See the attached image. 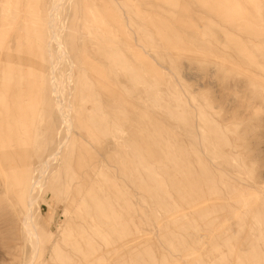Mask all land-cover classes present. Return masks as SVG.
I'll use <instances>...</instances> for the list:
<instances>
[{
  "label": "rangeland",
  "instance_id": "obj_1",
  "mask_svg": "<svg viewBox=\"0 0 264 264\" xmlns=\"http://www.w3.org/2000/svg\"><path fill=\"white\" fill-rule=\"evenodd\" d=\"M52 3L0 0V264H264V0H61L66 57ZM52 148L34 251L14 189Z\"/></svg>",
  "mask_w": 264,
  "mask_h": 264
},
{
  "label": "bare ground",
  "instance_id": "obj_2",
  "mask_svg": "<svg viewBox=\"0 0 264 264\" xmlns=\"http://www.w3.org/2000/svg\"><path fill=\"white\" fill-rule=\"evenodd\" d=\"M60 1L61 0H52V5L48 8V11H47V13H46V17H47V20H46V22H47V26H48V28H49V30H50V40L52 41V44H53V42L55 43V46H58V47H60V49H59V51H62L63 50V46H61V43H60V39L59 38H61V37H59L60 36V32L58 33L57 32V30H56V28L58 27V26H56V21H55V17H56V14H57V11H58V9H59V5H60ZM36 3V2H35ZM50 3V2H49ZM219 10V9H218ZM33 11V10H32ZM41 18V17H40ZM29 20V19H28ZM36 20V19H35ZM35 22V21H34ZM37 22V21H36ZM43 24V23H42ZM27 27V26H26ZM2 29V28H1ZM4 29H6V28H4ZM9 28H7V30H8ZM61 30V29H60ZM2 32V31H1ZM1 32H0V34H1ZM4 32H7V31H3V33ZM9 32V31H8ZM16 32V31H15ZM6 35H8V34H6ZM15 35H17L16 33H15ZM20 34L18 33V36H19ZM23 35V34H22ZM23 37H24V35H23ZM17 38H19V37H17ZM1 40V39H0ZM30 40V39H29ZM33 40V39H32ZM33 43V42H32ZM50 43V42H49ZM49 43H48V46H49ZM31 44V40H30V43H29V45ZM26 46H27V48H28V44H26ZM31 46V45H30ZM34 46V45H33ZM32 46V47H33ZM47 48V47H46ZM29 49V48H28ZM27 49V50H28ZM34 50V49H33ZM32 49H31V52L33 51ZM55 50H57V49H55ZM35 51V50H34ZM55 52V51H54ZM23 53H24V51H23ZM29 51H28V54L27 55H29ZM62 53L63 54H65V56L64 57H66L67 55H66V53H64V51H62ZM62 53H60V54H62ZM35 54V53H34ZM34 54H31V56H34ZM58 54V55H57ZM56 55H57V58H58V60L62 57L60 54H59V52L57 53ZM7 55H8V53H7ZM6 55V56H7ZM25 55H26V53H25ZM136 55V54H135ZM140 55V54H139ZM139 55H137V56H139ZM50 56V55H49ZM8 57H11V55H9ZM8 57H5V59H7ZM63 57V58H64ZM30 58V57H29ZM34 58V57H33ZM12 59V58H11ZM27 59V58H26ZM62 59V58H61ZM65 59V58H64ZM9 60H10V58H9ZM29 60H31V59H29ZM34 60V59H33ZM32 60V61H33ZM7 61H8V59H7ZM7 61H5V62H7ZM11 61V60H10ZM13 61V60H12ZM27 61V60H26ZM38 61V60H37ZM49 61H50V59H49ZM53 61V60H52ZM59 61H61V60H59ZM69 61V60H68ZM16 62V61H15ZM47 62H48V60H47ZM70 62V61H69ZM11 63V62H10ZM18 64L20 63V62H17ZM25 63V62H24ZM37 63H39V62H37ZM49 63V62H48ZM57 63H58V61H57ZM62 63H64L63 61H61V64L60 65H62ZM16 64V63H15ZM46 64V63H45ZM59 64V63H58ZM58 64H54V62H51V68H50V70H49V79H48V83H49V86H50V91H51V93H52V95H54V101H55V103H56V108H55V110H56V117H57V126H56V132L54 133V135H56V142H57V144H58V148H60L61 146L60 145H62V142H63V140L64 139H66L67 138V131H70V129L73 127V125H74V123H73V119L71 118V115L69 114V110H70V105L69 104H64V101H63V96H61V91H59V89H57V85H58V80L56 79V76H55V72L57 71V70H59L58 69ZM13 65V67H14V64H12ZM49 65V64H48ZM58 65V66H57ZM70 65V67H71V64H69ZM19 66V65H18ZM9 67H10V64H9ZM25 67V66H24ZM60 67V66H59ZM69 69H71L69 66H67ZM61 68V67H60ZM67 68V69H68ZM31 69V68H30ZM35 69V68H34ZM37 69V68H36ZM23 70V69H22ZM26 70L28 71V68L26 67ZM11 71V70H10ZM70 71V70H69ZM98 71V70H97ZM58 72V71H57ZM12 73H13V70H12ZM26 74V73H25ZM59 74V73H58ZM64 74V73H63ZM66 74V73H65ZM28 75H30V74H28ZM27 74H26V76H28ZM69 73H68V75H67V78H69ZM59 77H60V75H59ZM62 77V76H61ZM66 77V76H65ZM28 79H29V76L27 77ZM94 78V77H93ZM32 80H34V79H32ZM67 80V79H66ZM85 80L87 81V79L85 78ZM97 80V79H96ZM27 81V80H26ZM29 81V80H28ZM61 81H62V78H61ZM62 83V82H61ZM29 84H30V82H29ZM64 84V83H63ZM68 84V83H67ZM80 84H81V82H80ZM102 84V83H101ZM79 85V84H78ZM62 86V85H61ZM68 86V85H67ZM70 86V85H69ZM32 87V86H31ZM65 87V86H64ZM108 87V86H107ZM105 88V87H104ZM79 92V91H78ZM107 93V92H106ZM64 94H65V92H64ZM63 94V95H64ZM68 94H69V92H68ZM82 94V93H81ZM83 94H84V92H83ZM10 95V94H9ZM68 96H70V94L68 95ZM111 96V95H110ZM20 97H22L21 96V94L17 91L16 92V94L14 95V98L15 99H17V100H19L20 99ZM63 97V98H62ZM112 97V96H111ZM68 100V99H67ZM27 107H29V106H27ZM37 107H38V105L37 106H35L34 108H32V110L30 111V113H29V116H30V118H33L34 120L36 119V109H37ZM53 107H54V105H53ZM1 108V107H0ZM17 109V108H16ZM54 109V108H53ZM2 110V109H1ZM14 110H15V108H14ZM20 110H21V107H20ZM22 110H23V108H22ZM22 110L21 111H19V112H22ZM12 112V111H11ZM18 112V111H17ZM51 112V111H50ZM16 113V112H15ZM23 113V112H22ZM21 117V116H20ZM33 120V121H34ZM78 128H82V130L84 131V132H86V133H88V131H89V129H91V127H90V125L88 124V121L86 120H81V121H79L78 122ZM69 135V134H68ZM28 146H30V144L29 145H26V146H24L25 148L23 149V154L21 155V156H24V153H25V151H26V149H27V147ZM18 147V146H17ZM57 149H54V148H52V149H50V151H48V155L46 156V158H44V159H42V160H40V161H38L36 164H35V166L33 167V168H28V170L26 171V172H24V175H23V177H22V179H24V182L22 183L21 181H19V184H18V186H16V189H14V191H15V193L17 194V196H18V201H19V205L21 206V209H24L25 211H24V213H25V215H23L22 216V218H21V221H22V225H24V230L25 231H27V233H28V241L31 243V245H32V247H33V250L35 251V249L37 248V244H38V239H37V233L35 232L36 230H35V224H33V218H32V214L30 213L31 212V206L36 202V200H37V197H38V195L37 194H35L36 192H35V189H36V186L39 184L40 185V187L41 186H43V183H44V180L47 178V176L49 175V168H50V166H51V164H53L54 162H55V160H54V158H55V156H56V154L58 153L57 151H56ZM7 152H5L4 154L6 155V156H8L7 154H6ZM6 160H7V158H6ZM15 159H13V158H11V160H9L8 162V164H9V167L10 168H12V164H15ZM75 164V163H74ZM4 165V163L2 164V166ZM76 165V164H75ZM5 166V165H4ZM8 166V165H7ZM78 166V165H77ZM81 168V167H80ZM73 170V169H72ZM12 174H13V176H14V174H15V170L14 171H12ZM81 180V179H80ZM83 181V180H82ZM26 186L25 187V189L24 190H22V187L21 186ZM71 185L69 184V187H70ZM203 187V186H202ZM76 189H73L72 187L69 189V193L71 194V193H73L74 191H75ZM204 190V189H203ZM204 192H205V190H204ZM74 195L73 194H71V196H70V198L69 199H67V203H70V204H72V202L74 201ZM81 199V198H80ZM208 204V203H207ZM209 206V205H208ZM64 211H66L67 212V214L69 213L68 212V207L67 206H65V208H64ZM107 211V210H106ZM80 215V214H79ZM82 216V215H81ZM85 218V217H84ZM126 221H127V219H126ZM94 226V225H93ZM95 227V226H94ZM145 239V238H144ZM146 240V239H145ZM149 245H151V244H149ZM155 246V245H154ZM156 249V247L153 249V251ZM158 250V249H157ZM157 250H156V252H157ZM155 252V251H154ZM156 252H155V254H156ZM157 255V254H156ZM156 257V256H155ZM158 259V258H157Z\"/></svg>",
  "mask_w": 264,
  "mask_h": 264
}]
</instances>
